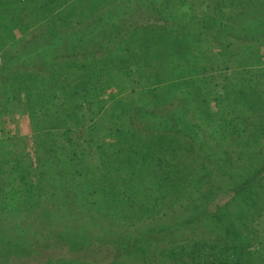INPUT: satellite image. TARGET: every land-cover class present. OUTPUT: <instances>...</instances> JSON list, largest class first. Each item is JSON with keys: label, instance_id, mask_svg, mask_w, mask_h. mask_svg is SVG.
I'll list each match as a JSON object with an SVG mask.
<instances>
[{"label": "trees", "instance_id": "obj_1", "mask_svg": "<svg viewBox=\"0 0 264 264\" xmlns=\"http://www.w3.org/2000/svg\"><path fill=\"white\" fill-rule=\"evenodd\" d=\"M202 1L208 8H218L222 1L230 7L235 4V0ZM194 3L0 0V103L7 104L9 110L8 104H19L16 111L27 115L32 132L31 137L16 140L18 145L24 141L19 148L21 160H30L34 152L47 167L58 165L62 159L59 155L67 159L85 157L90 161L88 168L102 167L105 175L91 183L90 191H105L108 195L98 202L106 215L115 212L123 218L154 209L159 196L171 199L176 192L170 188L174 181L188 176L196 164L206 168L197 153L202 150L201 143L182 136L179 127L174 128L178 125L185 129L189 123L191 127V120L196 118L193 102L197 93L186 86L194 83L192 74L198 61L182 50V45L188 47L189 43H180L173 35L174 43L165 33L171 23L175 27L188 24ZM232 16L230 12L226 17L229 20ZM199 23L198 32L202 33L204 25ZM126 80L131 82V89H126ZM115 88L125 91L127 98L118 99L120 108L112 104L111 109L102 111L103 95L112 96ZM261 102L264 116V98ZM8 119L11 121V116ZM261 120L263 123L255 127L259 133L254 134V160L264 156V117ZM249 126H239V131L230 135L242 136L241 131ZM229 130L223 135L228 137ZM5 131L14 135L17 130L10 127ZM208 154L210 169L204 172L210 174L213 162L220 165V159ZM17 173L26 174L27 167L21 165ZM203 173L198 181H205ZM239 175L232 192L250 199V205L255 202L251 199L254 192L264 190V160L258 166L246 165ZM56 180L59 186L66 185L63 178ZM150 197L154 200L148 205ZM206 215L205 220L194 213L191 230L201 220L205 226L207 221L215 223L217 231L203 229L210 233L194 238L193 245L200 246L198 251L171 248L169 257H158L154 263L200 264L204 259V264H253L256 257V264H264V244L256 252L247 242L243 245L249 233L242 235L238 222H229V213ZM76 224L84 227L80 221ZM136 236L128 239L130 244L124 245L123 253L147 244L154 233ZM118 255L122 254L114 255L107 264L117 261Z\"/></svg>", "mask_w": 264, "mask_h": 264}, {"label": "rangeland", "instance_id": "obj_2", "mask_svg": "<svg viewBox=\"0 0 264 264\" xmlns=\"http://www.w3.org/2000/svg\"><path fill=\"white\" fill-rule=\"evenodd\" d=\"M193 6L188 24L175 27L171 23L165 33L174 43L176 39L189 43L188 47L181 44L182 50L198 61L192 74L194 83L186 86L197 93L193 102L196 118L191 120V127L189 123L185 129L178 125L174 128L179 127L182 136L201 143L202 150L197 153L206 168L196 164L188 176L175 180L170 187L176 189L172 198L159 196L149 212L125 218L115 212L106 215L98 201L108 194L102 189L90 191L92 182L105 177L102 167L88 168L90 161L85 157L67 159L65 155H59L62 159L58 165L43 167L34 152L30 160H21L19 148L24 141L18 145L16 140L32 136L28 117L22 110L16 111L19 104H8L10 110L14 109L10 111L7 104L0 103V264H107L117 254L122 255L113 264H155L158 257H169L171 248L198 251L200 246L193 245L194 238L210 233L203 229H217L215 223L207 221L205 226V221L198 220L194 223L196 229L191 230L193 214L206 220V213L217 211L229 213V222H238L242 235L249 233L243 245L247 242L256 252L264 244V190L254 192L251 199L255 202L250 205V199L232 192L240 179L239 172L246 165L258 166L264 160L262 155L256 160L251 157L259 133L255 127L263 123L264 117V0H235L231 7L222 1L218 8H208L204 1L195 0ZM230 12L233 16L228 20ZM200 21L204 25L202 33L198 32ZM193 40L197 42L191 44ZM130 85L126 80V89L133 87ZM103 96L102 111L113 105L120 108L122 102L118 99L127 98L118 88L112 96ZM247 100L252 101L251 107ZM10 116L11 121L7 120ZM242 125H250L241 131L242 136L230 135ZM10 127L17 130L14 135L5 131ZM228 127L231 130L227 137L222 132ZM209 152L211 158L220 159V165L213 162L210 174L204 172L210 169ZM21 165L27 167L26 174L17 173ZM202 173L205 181H198ZM59 178L66 185L59 186ZM153 200L150 197L147 204ZM76 221L84 227L78 228ZM149 231L154 236L147 244L123 253L129 240ZM227 235L232 237L231 233ZM203 262L201 259L199 263Z\"/></svg>", "mask_w": 264, "mask_h": 264}]
</instances>
